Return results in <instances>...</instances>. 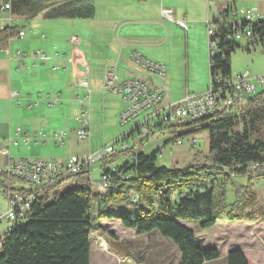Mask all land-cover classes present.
Here are the masks:
<instances>
[{
    "label": "rangeland",
    "instance_id": "1",
    "mask_svg": "<svg viewBox=\"0 0 264 264\" xmlns=\"http://www.w3.org/2000/svg\"><path fill=\"white\" fill-rule=\"evenodd\" d=\"M8 1L0 0V8ZM69 1H81L83 6L93 8L95 13V0L43 2L48 7ZM110 3L111 6L113 3ZM226 7L236 11L241 18L242 12L247 10H258L263 13L264 0H154V3L143 9L142 12L146 15L140 19L150 20L152 23L157 21L158 24L126 25L123 29L122 39L130 33L131 36L134 35L137 39L152 44L146 48L144 56L151 62L166 66L165 76L148 74L146 78L154 85H161L165 91L164 106L179 102L187 95V92L201 93L209 88L211 74L207 22L209 18L218 16ZM167 12L172 15L175 22L165 16ZM7 15L12 20H27V17L14 14L12 7ZM1 19L0 28L5 24L8 28L11 26L10 23H4ZM183 21L185 25L180 23ZM66 22L59 26L66 35L74 31V36L79 33H90L92 30L89 29L94 25V21L85 20L70 21L72 24ZM16 26H18L17 23L13 24V28ZM25 28L29 33L30 28ZM162 40L164 43L158 45ZM42 41L33 39L29 33L26 38L13 39L8 55L0 53V145L8 146L10 138H17L18 129L22 130L23 137L29 134L30 138H33L29 143L20 139L17 145H13L11 158L67 163L72 156L85 157L103 150L130 132L132 125L124 127L119 123L118 112L124 107L121 97L115 95H113L115 97H109V94L106 110L102 107L98 110L92 109L90 117L87 106L82 108L78 104L79 99L76 98L78 102L71 99L75 95L72 94L74 91L80 95L81 100L85 101L86 92L76 86L72 89L67 85L65 68L58 67L60 70L58 71L53 69L54 66L50 61L44 63L38 61L37 67L30 68L31 71L27 72L11 62L18 54L25 59L24 53H27L26 59L30 60L29 64H32L31 60L36 59V52L41 50L42 54L47 53L45 41ZM231 67L234 76L245 71H250L253 76L263 75L264 46L249 47L246 42H241L240 48L232 55ZM127 72L141 76L132 67ZM57 76L62 81L59 89L64 94L65 101L56 103L53 107L51 101L57 91L52 89L46 80ZM91 86L93 87V82ZM13 91L20 92V97L12 99L10 93ZM28 95L33 102L32 107H29ZM84 120L90 122L91 138L79 140L77 134L83 129ZM161 131L153 130L152 134L155 137L143 147L138 144L144 138L135 136L128 139L126 141L128 150L150 155L162 148L164 153L162 157H158L157 165L169 169H183L203 163L209 156L207 132H201L204 140L193 147L191 142L196 133L179 137L176 142H171V136L168 133L162 136ZM185 131L179 128L178 134H183ZM236 131H241V127H237ZM62 132L66 134V138L61 145L56 135ZM40 138L43 139L40 140ZM252 140L264 143V125L258 127V132L253 135ZM115 147L117 152L121 153V144ZM131 156L132 154H127L111 165H120L122 160L126 161ZM257 175L259 171L255 168L242 175L235 174L230 177L225 187L226 212L222 214L217 226L212 230L201 231L195 223H184L196 233L201 244L217 248L221 260L216 264H226L229 250L235 247L247 250V255L253 262L264 264V179H259ZM100 177L101 166L94 165L91 170V181H99ZM88 180L89 175L65 180L59 192L63 193L75 186H89ZM173 197L176 199L178 192L174 193ZM128 198L130 199V194ZM0 206L6 208L2 201ZM134 206L140 207L142 203L133 205L130 201L116 202L109 209L115 212L134 211ZM227 216H230V219L234 216L235 221L227 220ZM91 241V264H181V255L171 241L162 238L158 232L139 236L135 230L125 229L120 221L99 220L96 216Z\"/></svg>",
    "mask_w": 264,
    "mask_h": 264
},
{
    "label": "trees",
    "instance_id": "2",
    "mask_svg": "<svg viewBox=\"0 0 264 264\" xmlns=\"http://www.w3.org/2000/svg\"><path fill=\"white\" fill-rule=\"evenodd\" d=\"M12 11L28 20L40 15L47 20H87L94 16V9L83 6L81 1L47 7L43 1L14 0ZM15 38H20L18 28L0 31V53L7 52ZM238 48L240 45H229L224 56H210L211 76L217 70L225 77L232 74L231 58ZM260 125H264V92L238 113H219L161 131L162 136L166 133L171 136V142L188 134L207 132L209 156L203 163L169 169L157 165L159 151L146 155L127 150L117 154L112 162L132 154L135 161L126 160L117 167L131 179L115 180L104 195L102 190L92 187L90 180L89 186H75L59 192L65 180L90 175V170L66 178L54 186L53 189L58 191L52 201L47 203L46 196L37 202L29 219L4 240L0 264H91V233L96 216L99 220L120 221L125 229L135 230L139 236L158 232L177 248L182 264L218 261L219 252L202 249L196 233L184 223H195L201 231L215 227L227 209L225 187L230 177L247 173L250 166L258 165L257 177L264 179V143L252 140ZM237 127H241V131H236ZM179 128L186 131L178 134ZM154 137V134L148 136L138 146L147 145ZM105 170L110 172L107 168ZM3 179L4 175H0V184ZM131 192L138 196L137 204L128 198ZM176 192L178 197L174 199ZM129 201L133 205L142 203V206H134V211L109 209L116 202ZM229 220L235 221V217ZM226 262L252 264L240 250L230 252Z\"/></svg>",
    "mask_w": 264,
    "mask_h": 264
},
{
    "label": "built area",
    "instance_id": "3",
    "mask_svg": "<svg viewBox=\"0 0 264 264\" xmlns=\"http://www.w3.org/2000/svg\"><path fill=\"white\" fill-rule=\"evenodd\" d=\"M11 7L12 1L9 0L0 8V15L11 12ZM165 16L170 21H174L170 13H165ZM207 29L210 56L213 57L224 56L229 45H240L241 42H246L249 47L262 46L264 12L247 10L242 12L239 18L236 11L226 7L218 16L208 20ZM24 36L25 33L20 31L19 37L24 38ZM36 57L45 59L40 53ZM131 60L144 74L166 75L164 64L151 62L138 52L131 55ZM210 80L206 93L202 95L187 93L181 101L164 106V91L161 88L143 78L123 80L118 76L116 68L111 67L105 75L104 90L122 98L124 109L120 114L119 123L124 127L132 125L130 132L120 137L114 144L85 157L72 156L67 163L54 160H15L11 158V146L17 145L18 141L9 139L8 146L0 145V175L5 177L0 184V201L6 205V208L0 206V249L4 240L29 219L32 208L37 202L46 196L47 203L52 201L58 191L53 189L54 186L66 178L78 176L85 171H91L94 165H100L101 177L99 181H91V185L102 190L103 195L106 194L107 188L113 187L115 180H130V175L120 172L118 165H111L113 157L119 154L116 145L121 144V152H126L128 139L135 136L145 139L153 135L155 129L164 130L174 125L193 123L219 113L224 115L238 113L250 100L264 92V74L253 76L250 71H245L225 77L217 70ZM77 85L86 90L85 100H88L91 94L88 81L81 80ZM11 97L16 99L19 93L13 92ZM82 125L83 129L77 134L78 139L88 140L91 138L90 122L84 120ZM20 135L19 130L17 136ZM56 137L61 145L64 144L66 138L64 132L57 134ZM20 139L26 143L33 140L29 135ZM203 140V134L197 133L191 144L195 147ZM163 153L164 149L161 148L158 157H162ZM128 160L133 162L136 158L131 156ZM106 168L109 173L106 172ZM255 168H258V165L250 166L249 170ZM130 198L133 204L138 203L136 193L131 192Z\"/></svg>",
    "mask_w": 264,
    "mask_h": 264
},
{
    "label": "crops",
    "instance_id": "4",
    "mask_svg": "<svg viewBox=\"0 0 264 264\" xmlns=\"http://www.w3.org/2000/svg\"><path fill=\"white\" fill-rule=\"evenodd\" d=\"M31 1L41 2V1H51V0H31ZM110 2L113 3L111 6L109 5L111 4ZM106 3L108 4L106 5ZM151 3H154V0H148L145 2H140L139 0H95V13H94L95 15L93 16V18L85 20V21H94L93 22L94 25H92L91 29H89L92 31L90 33L88 32L79 33L78 35L75 36H74V31H70L66 35V33L63 31V29H61L59 25H61L66 21H68L66 23L72 24L73 21L82 20V19L47 20L43 18V15H40L31 20H28V18L27 20L26 19L12 20L11 18L8 17L7 15L8 13L1 14L0 19L2 17L1 20H3L4 23L6 22L8 24L9 23L11 24L9 28H13V24L17 23L18 26H16V28L19 29V32L23 31L25 33L24 38H26L27 35L30 33L33 39L41 40V41L44 40L46 44L45 46L48 49L47 53L42 54L41 50L39 52H36V54L40 53L41 56H44L45 59L42 60L41 58H37L35 56L36 59L34 60L36 61L31 60L32 64H29L30 60L27 61L26 59L27 53H24L23 58L25 59H22L21 55L18 54L16 57H14V59H12V61L10 59V61L15 65L20 66V68H24L27 72L31 71L30 68L37 67L38 61H41L43 63L50 61L51 64H53L54 66L53 69H57L58 71H60L58 67L65 68V71H67L66 82H68L67 85L70 86V88L75 89L76 86L78 89H82L78 87L77 84L81 80H86L88 81L90 90L92 91L91 96L89 97L88 100H85L84 103L82 102L83 100H81L82 98L80 97V95L78 93L77 94L74 93V91H72V94H75L76 96L73 95L71 99H73V101H77L76 98L79 99L78 104H80L82 108L83 106L84 108H86L87 106L89 108V113H90L88 114L89 116L92 114V109L98 110L99 108L102 107L103 110H106L107 96H109L110 94L109 97H115L111 93L107 94L104 90L105 75L109 68L115 67L118 76L123 80L143 78L146 81H148V79H146L148 74H144L142 71L139 70V68L131 60V55L134 52H138L143 57H145L144 54L146 48L152 46V44L146 43L141 39H137V37H135L134 35L131 36L130 33H128L126 36H124L125 38L122 39L121 33L126 25L136 26V24L138 25L158 24L157 21H153L152 23L150 22V20L148 21V20L140 19L141 17L143 18V16L146 15L145 12H142L143 9L149 7ZM162 14L164 15V10L162 11ZM135 18L138 19L136 20ZM1 22L2 21H0V23ZM172 22H175V19ZM180 23L181 24L183 23V25H185L184 21ZM25 27L30 28L29 33L27 32ZM3 28L9 29L8 25L6 24L4 27L0 28V31L4 30ZM72 33H73V38H71ZM163 43L164 42L162 40V42H160L158 45H161ZM9 50L7 52H2V53L8 55ZM130 67H132L133 70H135L136 72L140 73L141 76L128 73L127 70ZM46 81L49 83V85L52 86V89L57 91L53 100L51 101V106L54 107L56 103H63V101H65L63 100L64 94L59 89L62 82L60 80V77L57 76L56 78L55 77L48 78ZM91 82H93V87L91 86ZM151 84L154 85L153 83ZM154 86H157L162 89L161 85H154ZM84 91L86 92V90ZM13 92L19 93V97H20L21 95L20 92L18 91H13ZM206 92L207 91L201 93H193V95H202ZM12 93H10V96ZM187 93L192 94L190 92ZM28 96H29L28 97L29 107H32L33 102H31L30 95ZM164 97H165V91H164ZM182 99L184 98H181L179 101H181ZM123 109L124 107L122 108V110ZM122 110L118 112L119 118ZM19 130L21 131V135L18 137L17 132ZM16 137L17 138L13 140H17L18 143L20 141V138H24L21 129H18L16 131ZM89 180L91 181V173L89 175ZM226 219L229 220L230 216H227ZM186 226L189 227L188 225ZM213 228L209 230H212ZM198 244L202 249L217 250L215 246H204L203 244L200 243L199 239H198ZM234 250H240L251 261L252 264H260V262L255 263L251 260V258L247 255V250H244L241 247H235L230 249L229 253ZM220 260L221 257L218 261L209 264H216ZM181 264H182V258H181Z\"/></svg>",
    "mask_w": 264,
    "mask_h": 264
}]
</instances>
